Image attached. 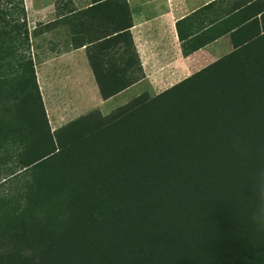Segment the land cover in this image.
Returning <instances> with one entry per match:
<instances>
[{
    "label": "trees",
    "instance_id": "16d2710c",
    "mask_svg": "<svg viewBox=\"0 0 264 264\" xmlns=\"http://www.w3.org/2000/svg\"><path fill=\"white\" fill-rule=\"evenodd\" d=\"M123 1L88 46L103 99L146 76ZM222 2L177 29L231 52L53 130L25 0H0V264H264V0Z\"/></svg>",
    "mask_w": 264,
    "mask_h": 264
},
{
    "label": "crops",
    "instance_id": "0c3cea01",
    "mask_svg": "<svg viewBox=\"0 0 264 264\" xmlns=\"http://www.w3.org/2000/svg\"><path fill=\"white\" fill-rule=\"evenodd\" d=\"M126 1L133 24L130 31L146 76L103 99L88 46L105 41L98 38L107 26L105 19L123 17L119 4L123 6L124 1L109 0L108 5L83 13L104 0H25L37 78L53 130L94 108L108 112L104 104L126 94L132 99L145 91L160 93L218 59L227 46L220 43L226 36L220 37L185 56L177 29L179 20L216 0ZM122 45L118 43L115 49ZM84 94L91 96L82 106Z\"/></svg>",
    "mask_w": 264,
    "mask_h": 264
},
{
    "label": "rangeland",
    "instance_id": "374dc122",
    "mask_svg": "<svg viewBox=\"0 0 264 264\" xmlns=\"http://www.w3.org/2000/svg\"><path fill=\"white\" fill-rule=\"evenodd\" d=\"M235 0H223V2L220 4V7H218V10H226V9H228L227 7L226 8H223V5L225 4V5H228V6H230V4L232 3V2H234ZM226 36V37H225ZM221 37H225V38H223V39H221L220 40V43H222L223 45L222 46H224V45H227L223 50H222V52H221V54L219 55V58L220 57H222V56H224V55H226L227 53H229V52H231L233 49H234V45H233V41L231 40V36H230V33H227V34H225V35H223V36H221ZM217 60V59H216ZM211 63V62H210ZM209 63L207 62V63H205V65H202V68L204 67V66H206V65H208ZM151 95H156V94H158V92H155V91H148ZM89 96H91V95H83L82 96V101H81V103H79V104H81L82 106H84L86 103H85V100H87L88 99V101H89ZM131 97H130V94H126V95H124V96H121V97H119V98H116V99H113V100H111V101H109L108 103H106V104H104V106H103V110L104 111H106V110H108V109H110L108 112H105L104 114H108V113H110L111 111H113L115 108H117L118 106H120V105H122V104H125L126 102H128L129 100H131L130 99ZM81 105H80V107H81ZM112 108H114V109H112ZM101 110V109H100ZM53 129V128H52Z\"/></svg>",
    "mask_w": 264,
    "mask_h": 264
},
{
    "label": "clouds",
    "instance_id": "9594fccd",
    "mask_svg": "<svg viewBox=\"0 0 264 264\" xmlns=\"http://www.w3.org/2000/svg\"><path fill=\"white\" fill-rule=\"evenodd\" d=\"M262 195H264V193H262Z\"/></svg>",
    "mask_w": 264,
    "mask_h": 264
}]
</instances>
